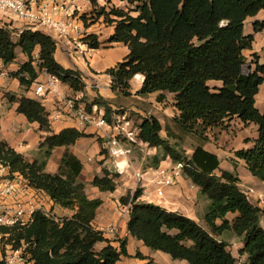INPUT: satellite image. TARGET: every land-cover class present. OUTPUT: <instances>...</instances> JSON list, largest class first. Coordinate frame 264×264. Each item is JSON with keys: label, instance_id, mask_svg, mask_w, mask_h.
I'll use <instances>...</instances> for the list:
<instances>
[{"label": "trees", "instance_id": "16d2710c", "mask_svg": "<svg viewBox=\"0 0 264 264\" xmlns=\"http://www.w3.org/2000/svg\"><path fill=\"white\" fill-rule=\"evenodd\" d=\"M127 1L133 4L138 0ZM134 11L136 17L117 8L110 12L102 8L100 13L107 23H116L108 43L124 44L130 50L124 62L107 72L112 90L128 99L132 96L131 80L142 75L144 83L136 95H156L157 102L162 103L167 98L165 94H172L179 115L166 125V137L161 135V122L147 116L138 126L139 144L120 139L130 151L137 145L162 151L164 157L154 156L151 168L158 169L167 158L182 163L184 176L210 201V211L204 218L205 229L184 215L140 202L139 188L120 199L124 206L131 204L129 234L173 260L237 264L228 242L219 239L231 234L243 238L244 247L239 254L248 256L244 264H264V209L252 203L249 192L240 188L239 176L221 170L219 157L204 148L209 142L208 132L223 127L227 120L237 118L244 124L258 125L254 147L235 155L246 162L253 177L264 183V112L256 108V96L264 83V64L257 63L252 73L244 74L243 55L254 42L253 35H245V23L264 11V0H140ZM254 26L259 32L264 23L256 22ZM14 34L0 29V60L5 66L15 63L18 48L28 57L17 72L11 73L21 87L29 89L45 71L59 77L74 92L85 91L83 74L65 69L56 61L57 47L50 36L25 30L14 40ZM85 41L92 49L101 47L94 35ZM211 82H221L223 86L212 89ZM10 100L18 103V114L29 123H38L48 135L40 144V159L28 162L7 142L0 141V160L28 180L32 188L43 191L54 205L75 213L56 220L39 211L29 226L0 228V234H8L14 248L26 246L32 264H117L122 257H130L126 240L118 249L108 244L95 250L97 244L106 242L92 226L103 202L88 198L85 184L79 181L84 165L70 151L79 140L94 136L74 128L51 134L49 113L40 102L14 96ZM93 107L103 108L111 125L115 114L124 111L114 109L112 102L101 97L87 105L86 110L91 112ZM189 138L196 146L187 156L179 141ZM98 141L103 144L100 138ZM57 148H65V152L58 173L50 174L46 171L47 162ZM102 174L95 176L91 185L102 193H114L120 175L107 168ZM229 216L234 217L228 219ZM137 258L145 259L140 253Z\"/></svg>", "mask_w": 264, "mask_h": 264}, {"label": "crops", "instance_id": "0c3cea01", "mask_svg": "<svg viewBox=\"0 0 264 264\" xmlns=\"http://www.w3.org/2000/svg\"><path fill=\"white\" fill-rule=\"evenodd\" d=\"M73 1L79 6L80 9H82V17H84L83 14L90 13L93 10V5L91 3L93 0ZM94 1H96L98 7L105 8L107 11L110 7L125 10H128V7H130L132 10L130 15L136 17L137 12L134 10L140 0L133 3L132 5L127 3L126 0ZM256 22L264 23V11H261L254 18L248 19L245 23V35H253L254 42L252 49L245 50L243 52L245 57L244 74L252 73L256 69L257 63L261 65L264 64V28L259 32H256L254 26ZM115 24L116 23L108 24L104 21V17H100L96 22L90 21L89 26L85 25V28L88 31L87 35L96 36L101 43V47L99 49H95L87 57L77 54L73 59L63 50L57 49L55 53L56 61L65 69L80 71L83 74L84 83L86 85L84 92L76 93L71 90L69 86L63 84L61 87L62 94L67 99L72 98L76 100L77 107H82L85 109L87 105H91L99 97L110 101L114 105V109L125 110V112L115 114V120L119 117L123 119L126 118V116L131 115L137 118L138 124L141 123L142 118L147 116H154L161 122V119L158 118L157 113L161 110L160 107L166 104H164V102H157L156 95H151L149 97H140L136 95L144 83V77L142 75H137L131 80L130 85L132 96L130 98H121L112 90V79L107 74V72L108 70L117 67L118 64L124 62L126 57L130 54L128 46L118 43H108L109 38L114 34ZM21 28L22 26L20 23L14 24V29L16 31L18 30V32H20ZM35 53V56L37 55L36 57L38 58L39 49ZM27 61L28 57L23 53H21L16 67L12 65L5 66L0 60V77L7 78L5 83L0 86V141L7 142L13 149H15L16 152L23 155L26 161L33 162L35 160L34 157L39 153L40 144L48 134L41 130V127L38 123H29L23 115L18 114V103L11 102L10 100L11 96L16 97L17 99L27 97L40 102L48 111L51 124V134H59L65 129L74 128L94 136L93 138L81 139L74 146L70 147V151L83 163V172L85 171L88 163L95 165V163L92 161V158L94 161L95 159H97V161H102L104 157L99 155V151L101 147L108 142V140L104 139L107 138V134H111L112 131L110 130L109 133L103 132V130L97 127L96 124L85 123L82 125L77 114L68 111L63 97H57L52 93L48 94L44 98L36 97L34 91L37 85L39 83H44L47 80V75L44 71L39 74V78L29 89L21 87L20 82L17 79H13L12 82H10L9 76L11 73L17 72L20 66ZM209 86L212 89H220L222 88L223 84L221 82H211ZM14 87L17 89L15 92L12 91ZM165 95L167 97V101L168 97H171V100L169 101H171L172 110L174 112L169 116V118L165 120V125L161 122L164 128L162 132H165L167 123L171 124L173 119L179 115L178 111L174 107V95L168 93ZM256 108L260 112H264V85L256 97ZM97 110L104 114L103 108H98ZM58 114L60 116H58ZM258 130L259 127L256 124H244L239 119L233 118L231 120H227L223 127L215 128L208 132L209 142L204 146V148L219 157L221 161V170L238 174L240 180L242 181V185L243 180H248V182L252 184L251 186L254 185V182L251 176H243L242 170L247 169L246 162L237 158L235 154L240 150H249L254 147L255 142L258 139ZM12 133H17L20 136H26V134L30 135L29 141L33 144L36 150L34 155H26L25 153L17 150L15 145H11L9 138ZM161 135L166 137V135H163L162 133ZM99 138L104 140L103 144L101 145L96 143L94 146L95 148L92 149L94 154H92L89 149V145H91V141H96ZM22 146L23 144L20 143L19 147ZM138 146L139 145H137V148ZM134 150L135 149H132L131 151L129 150L130 153L128 159L131 163V167L135 166V163L131 160L135 152ZM64 152L65 148H57L53 151V154L48 160L46 166V171L48 173H58ZM115 162L116 161L113 160V165L110 167L108 166V168V162L105 161L104 166L109 170L111 169L110 171H112V169H114ZM175 165L176 164L173 163L172 160L167 158L161 163L160 167H173ZM150 170H154V168L148 167L145 169H138L135 167V173L133 174L129 166V169L126 171V173L120 176L117 190L114 193H102L92 185V188L89 191L87 185H85L86 194L89 199H100L103 202L102 206L97 211L96 219L92 224L93 228L96 231H100L102 228L109 227L111 225L118 227V232L115 235L103 236L106 242L97 244L95 246V250L99 249L96 251H100L108 244L118 249L120 247L119 241L126 240L127 251L130 255V257L127 258L130 259L132 261L131 263L133 264H179L177 262L170 261L169 258H171V256L168 254L159 251H157L155 254H150L147 250H145L144 247L146 246L143 244V242L134 239L127 230L130 213L125 212V209L123 208L124 205L121 204L120 199L126 196L129 192L134 193L138 188L139 181L136 177V174L146 173ZM99 173L100 172H98V175L93 176L90 184L92 183L95 176H99ZM82 176L83 175L79 176V181L84 183ZM146 178L147 176H145V179ZM262 185L258 187V189L260 188L259 190H264V183H262ZM44 201L49 202L54 213V210L58 209L65 213L66 217L69 218L75 213L72 210L64 209L54 205L48 196L44 198ZM139 201L142 203L154 204L169 212L184 215L197 222L203 228L207 229L204 218L210 211V201L201 194L200 189L195 186L190 179L185 177L183 173L178 178L174 186L164 188V196L162 198H158L155 195L152 187L145 183V185L142 186V195ZM230 217L234 216H229L228 219H231ZM220 223V221L217 222V224ZM229 235L231 234H224L223 236L219 237V239L227 242L225 237ZM237 239L240 240L239 249L241 250L244 247L243 238L237 237ZM138 253H140L145 259H137ZM243 256L248 258L247 255ZM123 259H126V257H122L120 261Z\"/></svg>", "mask_w": 264, "mask_h": 264}, {"label": "built area", "instance_id": "2783aa9c", "mask_svg": "<svg viewBox=\"0 0 264 264\" xmlns=\"http://www.w3.org/2000/svg\"><path fill=\"white\" fill-rule=\"evenodd\" d=\"M82 18L81 9L73 0H0V29L15 32L14 24L20 23L23 29L17 32V36L25 30L41 32L50 36L55 41L57 49L63 50L73 59L77 54L87 57L95 50L85 41L88 31ZM46 75L47 80L37 85L35 96L44 98L52 93L57 97H63L68 111L76 113L82 125L96 124L107 133L111 130L112 133L107 134L108 142L105 148L110 157L116 161L115 171L120 175L125 174L129 169L130 151L125 148L120 138L126 139L131 144L140 143L138 132L131 127V123L126 118L119 117L111 125L97 107L91 112L77 107L76 100L63 96L61 90L63 83L60 78L47 72ZM183 169L184 165L178 163L173 167H160L146 173H138L136 174L139 181L137 189H142L145 183L149 184L155 195L162 198L164 188L174 186ZM249 195L255 196L252 189H249ZM45 197L47 195L43 191L32 188L28 180L18 173H13L10 167L0 160V228H25L32 223L34 214L39 211L58 220L44 209ZM130 207L131 204L123 208L129 213ZM99 232L103 236L115 235L118 227L111 225L102 228ZM8 238V234H0V264H32L30 256L25 252L26 246L14 248Z\"/></svg>", "mask_w": 264, "mask_h": 264}, {"label": "rangeland", "instance_id": "374dc122", "mask_svg": "<svg viewBox=\"0 0 264 264\" xmlns=\"http://www.w3.org/2000/svg\"><path fill=\"white\" fill-rule=\"evenodd\" d=\"M94 1V0H93ZM120 1H123V0H120ZM126 2L128 3V1L126 0ZM92 3V1H91ZM93 5V10L90 12V13H85L83 14V22L85 23V25L89 26L90 25V21L92 22H96L98 21V19L102 16H100V13L102 12V8L101 7H98L96 1ZM132 5V4H130ZM105 9V8H104ZM112 10V7L109 8V10L106 12H110ZM128 12H132V10L130 9V7H128ZM81 12H82V9H81ZM87 16H90V17H87ZM113 20V19H112ZM104 21H105V18H104ZM106 22V21H105ZM107 23V22H106ZM17 24V23H16ZM94 24V23H92ZM108 24H111L110 22H108ZM23 29V28H21ZM17 31H15L14 33V40L17 39ZM21 50L18 48L16 50V55H17V59L15 61V63L11 64L12 66H17L18 62H19V57L21 55ZM36 64V63H35ZM9 65V66H11ZM45 72V71H44ZM46 73V72H45ZM14 78L11 77V75L9 76V80L10 82H12ZM7 80V78H4V77H0V86L5 83V81ZM264 85V83L261 85L260 87V90L262 88V86ZM23 90V89H22ZM13 92L17 91V89L14 87L12 89ZM260 92V91H259ZM257 97V96H256ZM167 99V98H166ZM171 97H168V101L165 100L164 101V106H161V110L157 113V116L158 118L161 119V122L162 124L165 125V120L167 118H169L170 115H172V113L174 112L172 110V105H171ZM122 112H125L124 111H121ZM126 120L129 121L131 123V127L133 129L136 130V132H138V129H137V126L139 125L138 124V120L137 118L129 115V116H126ZM130 118V119H129ZM168 124V123H167ZM42 130V129H41ZM43 131V130H42ZM26 134V133H25ZM163 135H166V132H162ZM29 136L28 134L25 135H19L17 133H12L10 135V138H9V141H10V144L11 145H15L17 147V150H19L20 152L22 153H25L26 155H34V152L36 151L33 144L29 141ZM102 141L104 140H108V138H105L104 140L101 139ZM94 142V143H92ZM22 143L23 146L22 147H19V144ZM98 143V144H101L98 140L96 141H91V145H89V149L90 151L92 152V154H94L92 151L93 148H95V144ZM175 143V141H174ZM179 143L181 144V148L186 152L187 156H190L192 154V151L194 150L195 146H196V143L193 139H185V140H182V141H179ZM10 146V145H9ZM11 147V146H10ZM12 148V147H11ZM134 151V154H133V157H132V161L135 163V166H132L131 167V163L129 161V166L131 168V171L133 172V174L135 173L134 171V168L137 167L138 169H145V168H148V167H152L154 165L153 163V158L154 156L156 155H159L160 158L164 157V153L162 151H158V150H155L153 148H150L148 147L147 145H141V146H137L135 148ZM15 150V149H14ZM97 150V148H96ZM104 150V152L102 153V151ZM99 155L104 157V159H102V161H97V159H94L92 158V161L95 163V165H93L92 163H88L86 169L84 172H82L81 175L82 176V180L84 182L85 185H87V188L89 189V191L91 190V184H90V181L92 180L93 176L94 175H98V172L99 173V176H102V170L104 168H107L108 166H112L113 165V160L112 158L110 157L109 155V152L108 150L105 148V145H103L99 151ZM98 156V155H96ZM35 159H40V155L39 153L34 157ZM108 162V165L107 167L104 166V162ZM175 164H178V163H175ZM108 167V168H109ZM114 169H115V166H114ZM112 169V173L113 174H116L117 172ZM109 170V169H108ZM111 170V169H110ZM242 174L243 176L245 175H248V176H251L253 182H254V185H258V186H251L252 184L250 182H248V180H243V185H242V181L240 180V188L245 191V192H249V189H252L253 190V193H255V196H251L250 200L252 203H254L255 205H259L261 208L264 209V190H259L258 187L262 185L261 181L255 177L252 176V174L246 169V170H242ZM120 175V174H119ZM238 175V174H237ZM121 176V175H120ZM118 181H120V179H118ZM263 186V185H262ZM259 198V199H257ZM258 200H261V201H258ZM44 201V200H43ZM44 209L52 214L55 218H63V217H66L65 213H63L61 210H54L55 213L53 212V208L50 206L49 202L47 201H44ZM232 219V217H230ZM261 225L262 227L264 228V218L261 220ZM105 239V238H104ZM225 239L227 240L228 242V245H229V251L232 253V255L237 259V264H244L246 261H247V258L245 256H242L239 254V251L240 250L239 248V245H240V240L237 239V237H234L233 235H229V236H226ZM120 244H121V240L119 241ZM244 245V243H243ZM145 250H147L150 254H155L157 251H153L147 247H144ZM238 249V250H237ZM96 250H99V249H96ZM234 252V253H233ZM139 259V258H137ZM139 260H144V259H139ZM170 261H173V262H177L179 264H189L187 261H179V260H173L172 258H169ZM132 261L128 258L126 259H123L122 261H119L117 264H128V263H131ZM133 264V263H131Z\"/></svg>", "mask_w": 264, "mask_h": 264}]
</instances>
